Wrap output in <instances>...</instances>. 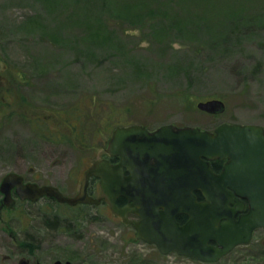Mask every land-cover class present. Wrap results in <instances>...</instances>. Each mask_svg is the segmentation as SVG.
Here are the masks:
<instances>
[{
  "label": "rangeland",
  "instance_id": "1",
  "mask_svg": "<svg viewBox=\"0 0 264 264\" xmlns=\"http://www.w3.org/2000/svg\"><path fill=\"white\" fill-rule=\"evenodd\" d=\"M92 1L0 0V186L17 173L74 197L120 126L264 128V0ZM212 99L225 111L198 109ZM248 250L164 255L103 205L0 210V264H257Z\"/></svg>",
  "mask_w": 264,
  "mask_h": 264
},
{
  "label": "water",
  "instance_id": "2",
  "mask_svg": "<svg viewBox=\"0 0 264 264\" xmlns=\"http://www.w3.org/2000/svg\"><path fill=\"white\" fill-rule=\"evenodd\" d=\"M197 107L210 114L222 113L226 108L219 99L199 102ZM174 128L173 125H165L154 133L140 125L117 128L109 141L107 153L121 156V164L114 166L107 160L93 164L85 172L80 192L74 198L64 196L54 186L25 183L23 176L10 173L1 184L5 195L3 203L8 209L15 207L16 200L12 196V189L15 188L21 200L32 202L45 196L71 206L80 203L98 205L104 201L125 220V211L120 210L114 201L120 196H127L138 207L136 212L142 217L140 223H133L138 229V239L156 244L164 255L176 251L178 255L194 261L216 263L236 246L248 244L254 229L264 227V186L238 184V177L243 172L264 169V128L242 124H222L214 132L193 127L174 131ZM201 155L208 159L230 160L220 176L212 175L211 187L206 193L210 200V204L206 205L207 219L205 205L195 204L192 188L181 189L171 184L179 178V174L189 176L191 168H185L200 164ZM151 158L157 160L153 172L158 184L154 187L144 183V167L148 166ZM124 166L131 169L130 177L124 176ZM92 177L101 179L102 195L97 199L88 194ZM162 180L166 185H161ZM232 191L250 199V213L239 222L233 219L236 209L232 211L229 208V204L236 201ZM182 212L190 214L191 220L181 228L175 222V215ZM224 219L226 222L220 224ZM208 240L217 245L209 246ZM23 263L28 264L27 261ZM54 264L73 263L56 261Z\"/></svg>",
  "mask_w": 264,
  "mask_h": 264
},
{
  "label": "flooded vegetation",
  "instance_id": "3",
  "mask_svg": "<svg viewBox=\"0 0 264 264\" xmlns=\"http://www.w3.org/2000/svg\"><path fill=\"white\" fill-rule=\"evenodd\" d=\"M165 125H173V124H165ZM165 125H161L155 129L148 128V127H145L143 125H140V126L145 127L150 133H154L160 127L165 126ZM130 126H138V125H130ZM130 126H120V127H130ZM173 126L175 127L174 131H177V129H179V128L180 129L186 128V127H179L176 125H173ZM117 128H119V127H117ZM117 128H115V130ZM193 128H196V127H193ZM216 129H214V130H202L201 129V130L214 132ZM115 130L113 131V134H114ZM113 134H112V136H113ZM112 136H111V138H112ZM199 159H200V164H192L189 167L185 168V169L191 168L192 173L185 172V173H189V176H181V174H179L178 175L179 178L176 179L171 184L178 185L181 189L192 188V194H193L194 199H195V204L197 203V205H205L204 213H205V218L207 219V206L206 205L210 204V200L206 196V193L208 192L209 187H211L212 175L220 176L224 172V170L226 169V166L228 165L230 160H229V158H226V159H208L207 157H204L202 155L199 157ZM102 160H107L114 166L120 165L122 162L121 156H119V155H113L112 156V155H109L108 153H106V155H104V157L102 159H100V161H102ZM156 166H157V160L155 158H151L150 161L148 162V166L145 165V167H144L145 168L144 172L146 173V178H145L146 181L144 183L148 184L152 187L157 186V184H158L156 182L157 178L153 172V171H155L154 168ZM123 169H124V176L125 177H130L132 175L130 168L124 166ZM182 173H184V172H182ZM84 175H85V173H84ZM259 177L264 178V169L260 170L258 172H254V171L243 172L238 177V184L239 185H245V186H260V187H262V186H264V180H255L256 178H259ZM24 181H25V183H32V182L27 181L25 178H24ZM2 182H3V180H2ZM2 182H1V184H2ZM39 185L40 186H53V185H41V184H39ZM161 185H166V182L164 180H162ZM54 187H56V186H54ZM56 188L59 189V191L64 196H67L61 191L60 188H58V187H56ZM227 189H229V191H231L230 187H227ZM79 192L74 197H76L79 194ZM0 193H1V197H2V199L0 198V210L8 209L7 205L5 203H3L5 195L1 191V186H0ZM88 194L91 197L96 198V199L101 197L102 188H101V179L100 178L92 177L90 179L89 186H88ZM233 195H234V200H236V201L231 202L229 204V208L232 211L234 209H236L235 213L233 214V219L235 222H239L242 217H244L250 213V210H251L250 199H248L247 197H240L237 194H235V192H233ZM12 196L16 200L15 207L13 209H15L17 207V204L19 202H32L29 200H21L18 197L15 188L12 189ZM67 197L74 198L71 196H67ZM43 199L52 200V201H55V202H57L59 204H63V205H68L66 203L59 202L54 197H46L45 196V197H42L39 201H41ZM183 200H186V198H183ZM39 201H37V202H39ZM37 202H32V203H37ZM114 203L120 210L125 211V218H126L125 220L123 219L122 216L116 215L113 212V210L111 209L110 205H108L104 201H102L98 205L80 203V204H77L74 206H71V205H68V206L78 207V206H101V205H103V207H105V210L108 211L109 215L116 218V220H118L121 223V225H123L125 228H127L130 232H132L134 234V241L135 242L141 241V242H143L149 246H155L157 248V250L160 251L159 247L156 244H151L146 240L137 238L138 229L135 227V225L133 223H140L142 221V217L136 212L138 210V207L133 205L134 204L133 201L130 200L127 196H120V197L115 199ZM194 207H195V209H198V206H194ZM9 210H12V209H9ZM160 211H163V209L160 208ZM209 213H211V208L209 210ZM190 220H191V215L186 213V212L178 213L175 215V222L181 228L185 227L190 222ZM224 222H226L225 219L222 220L220 222V224H223ZM206 239L207 238H205V240ZM16 243H19V241L16 240ZM207 243L209 246H216L217 245V243L214 242L213 240H208ZM239 248H247V251H249L248 250L249 248H253L252 258L254 259V261H256L257 264H264V227L254 229L251 233L250 242L248 244H241V245L236 246L229 254H231L233 251H235L236 249H239ZM172 253H176V251H172ZM229 254H227L226 256H228ZM226 256H224V257H226ZM181 257H183V256H181ZM224 257H222L221 259H223ZM23 261H27L28 264H32L27 259H21V261H19L18 264H24ZM196 262H199V261H196ZM36 264H39V263H36Z\"/></svg>",
  "mask_w": 264,
  "mask_h": 264
},
{
  "label": "trees",
  "instance_id": "4",
  "mask_svg": "<svg viewBox=\"0 0 264 264\" xmlns=\"http://www.w3.org/2000/svg\"><path fill=\"white\" fill-rule=\"evenodd\" d=\"M86 1V3L87 4H89V5H92V6H94L95 4H94V2L92 1V0H85ZM176 1H182V0H176ZM97 4H99V2L97 3ZM100 4H102V3H100ZM174 22H176V19H174ZM46 225H47V228L49 229H52V230H57V229H63V230H65V231H67V232H69V230L71 229V228H73V227H75L74 229H80V227L79 228H76L78 225H82V219L81 220H75V221H73V222H71L70 224H67L65 221H63V222H59L57 219H54V220H50V221H47L46 222ZM78 237V236H77ZM79 238V237H78ZM32 240V242H34V239L32 238L31 239ZM20 243V242H19ZM29 245V242H25L24 243V247L25 248H27V246ZM34 244H30L29 246V248L30 249H28V251H29V253L30 254H32L33 255V253H34V251L32 250V246H33ZM37 246V245H36ZM34 247H35V245H34Z\"/></svg>",
  "mask_w": 264,
  "mask_h": 264
}]
</instances>
